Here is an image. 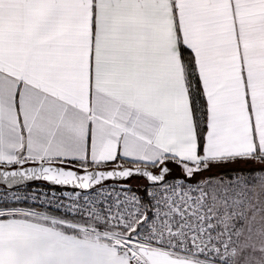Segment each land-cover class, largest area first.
<instances>
[{
    "label": "snow or ice",
    "instance_id": "snow-or-ice-1",
    "mask_svg": "<svg viewBox=\"0 0 264 264\" xmlns=\"http://www.w3.org/2000/svg\"><path fill=\"white\" fill-rule=\"evenodd\" d=\"M0 185V264H264V0H0Z\"/></svg>",
    "mask_w": 264,
    "mask_h": 264
},
{
    "label": "trees",
    "instance_id": "trees-1",
    "mask_svg": "<svg viewBox=\"0 0 264 264\" xmlns=\"http://www.w3.org/2000/svg\"><path fill=\"white\" fill-rule=\"evenodd\" d=\"M31 187H38V188H43V184L42 183H33V184H29ZM45 189H49V188H45ZM51 190V189H49Z\"/></svg>",
    "mask_w": 264,
    "mask_h": 264
},
{
    "label": "water",
    "instance_id": "water-1",
    "mask_svg": "<svg viewBox=\"0 0 264 264\" xmlns=\"http://www.w3.org/2000/svg\"><path fill=\"white\" fill-rule=\"evenodd\" d=\"M28 184H33V183H41V182H39V181H37V182H31V181H29V182H27ZM0 187H4L3 185H0Z\"/></svg>",
    "mask_w": 264,
    "mask_h": 264
},
{
    "label": "built area",
    "instance_id": "built-area-1",
    "mask_svg": "<svg viewBox=\"0 0 264 264\" xmlns=\"http://www.w3.org/2000/svg\"><path fill=\"white\" fill-rule=\"evenodd\" d=\"M0 188H2V187H0ZM33 188H34V187H33ZM13 190H17V189L14 188ZM43 190H44V191H49V192L51 191V190H49V189H45V188H44ZM57 191L59 192V189H57Z\"/></svg>",
    "mask_w": 264,
    "mask_h": 264
},
{
    "label": "rangeland",
    "instance_id": "rangeland-1",
    "mask_svg": "<svg viewBox=\"0 0 264 264\" xmlns=\"http://www.w3.org/2000/svg\"><path fill=\"white\" fill-rule=\"evenodd\" d=\"M32 188H33V187H32ZM34 188L40 189V188H38V187H34Z\"/></svg>",
    "mask_w": 264,
    "mask_h": 264
}]
</instances>
